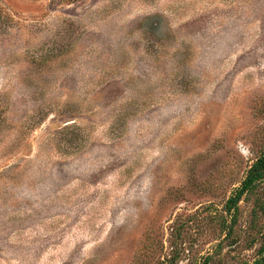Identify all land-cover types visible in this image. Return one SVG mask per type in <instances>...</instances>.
Instances as JSON below:
<instances>
[{"label":"rangeland","instance_id":"rangeland-1","mask_svg":"<svg viewBox=\"0 0 264 264\" xmlns=\"http://www.w3.org/2000/svg\"><path fill=\"white\" fill-rule=\"evenodd\" d=\"M264 0H0V264H252Z\"/></svg>","mask_w":264,"mask_h":264},{"label":"trees","instance_id":"trees-1","mask_svg":"<svg viewBox=\"0 0 264 264\" xmlns=\"http://www.w3.org/2000/svg\"><path fill=\"white\" fill-rule=\"evenodd\" d=\"M262 183H264V152L252 165L241 186L233 193L232 197L228 200L226 206L227 212L229 214H232L234 211H236L239 208L238 206L243 197L254 192L260 185H262ZM258 256L259 258L256 259L252 264H264V244L260 247Z\"/></svg>","mask_w":264,"mask_h":264}]
</instances>
